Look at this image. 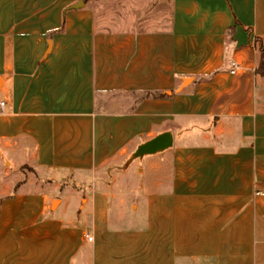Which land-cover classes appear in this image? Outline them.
<instances>
[{"label": "crops", "instance_id": "0c3cea01", "mask_svg": "<svg viewBox=\"0 0 264 264\" xmlns=\"http://www.w3.org/2000/svg\"><path fill=\"white\" fill-rule=\"evenodd\" d=\"M99 1L0 0V264H264V0Z\"/></svg>", "mask_w": 264, "mask_h": 264}, {"label": "rangeland", "instance_id": "374dc122", "mask_svg": "<svg viewBox=\"0 0 264 264\" xmlns=\"http://www.w3.org/2000/svg\"><path fill=\"white\" fill-rule=\"evenodd\" d=\"M99 4L100 10L107 16V19L117 23H120L119 20L123 18L129 19L125 23H135V19L138 17L157 15V21L155 22L161 24L168 19V16L166 15L164 19H161V17L171 10V0H100ZM143 11H146V13L139 15ZM114 26L119 27L117 24H114ZM123 161H113L103 167L101 171L107 175L106 181H115V187L121 186L123 189L135 191L139 187V181L135 180L133 176L135 171L129 168L130 165L126 167ZM133 166L136 167V165ZM121 174H123L122 177L120 176ZM58 204L59 202L54 205L57 206Z\"/></svg>", "mask_w": 264, "mask_h": 264}, {"label": "water", "instance_id": "95a60500", "mask_svg": "<svg viewBox=\"0 0 264 264\" xmlns=\"http://www.w3.org/2000/svg\"><path fill=\"white\" fill-rule=\"evenodd\" d=\"M174 144V133L171 130L160 132L140 143L129 158V162L142 158L147 154L163 151Z\"/></svg>", "mask_w": 264, "mask_h": 264}, {"label": "trees", "instance_id": "16d2710c", "mask_svg": "<svg viewBox=\"0 0 264 264\" xmlns=\"http://www.w3.org/2000/svg\"><path fill=\"white\" fill-rule=\"evenodd\" d=\"M260 46L262 50V60H261L260 65L257 67L256 71L264 75V43L261 42Z\"/></svg>", "mask_w": 264, "mask_h": 264}, {"label": "bare ground", "instance_id": "6f19581e", "mask_svg": "<svg viewBox=\"0 0 264 264\" xmlns=\"http://www.w3.org/2000/svg\"><path fill=\"white\" fill-rule=\"evenodd\" d=\"M59 202V200H55L54 204H57Z\"/></svg>", "mask_w": 264, "mask_h": 264}, {"label": "built area", "instance_id": "2783aa9c", "mask_svg": "<svg viewBox=\"0 0 264 264\" xmlns=\"http://www.w3.org/2000/svg\"><path fill=\"white\" fill-rule=\"evenodd\" d=\"M264 193V192H263ZM90 239H92V236L89 237Z\"/></svg>", "mask_w": 264, "mask_h": 264}]
</instances>
